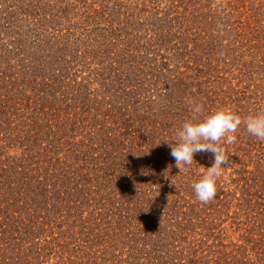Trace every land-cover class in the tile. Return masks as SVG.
<instances>
[{
  "label": "trees",
  "instance_id": "trees-1",
  "mask_svg": "<svg viewBox=\"0 0 264 264\" xmlns=\"http://www.w3.org/2000/svg\"><path fill=\"white\" fill-rule=\"evenodd\" d=\"M222 108L264 114V0H0V264H264V141L208 203L170 154Z\"/></svg>",
  "mask_w": 264,
  "mask_h": 264
},
{
  "label": "clouds",
  "instance_id": "clouds-1",
  "mask_svg": "<svg viewBox=\"0 0 264 264\" xmlns=\"http://www.w3.org/2000/svg\"><path fill=\"white\" fill-rule=\"evenodd\" d=\"M202 110L201 104H194L191 109L193 118L195 119ZM242 123L250 135L264 141V114L249 115L242 120L231 109L222 108L207 115L203 120L185 121L177 130L178 142L174 146L169 144L170 154L175 159L179 170L181 166H190L197 152L206 151L213 154L212 165L207 168L202 178L192 185L198 201L208 203L216 198L217 178L228 166L229 161L221 141L228 144L234 143L236 140L234 133Z\"/></svg>",
  "mask_w": 264,
  "mask_h": 264
}]
</instances>
